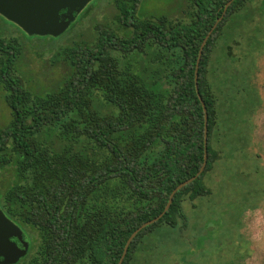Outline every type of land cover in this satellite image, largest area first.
Here are the masks:
<instances>
[{
    "label": "trees",
    "instance_id": "obj_1",
    "mask_svg": "<svg viewBox=\"0 0 264 264\" xmlns=\"http://www.w3.org/2000/svg\"><path fill=\"white\" fill-rule=\"evenodd\" d=\"M142 1L114 0L116 28L99 24L93 43L64 47L58 55L68 71L44 93L18 73L23 44L0 34V86L12 114L0 128V209L22 232L35 231V253L24 236L29 248L15 264H119L131 235L200 171L205 112L195 71L223 17L198 72L205 170L138 233L123 264L138 262L149 235L156 243L165 228H186L183 204L211 194L204 176L221 158L211 63L225 26L252 0H235L226 13L230 0H188L187 20L141 18Z\"/></svg>",
    "mask_w": 264,
    "mask_h": 264
},
{
    "label": "rangeland",
    "instance_id": "obj_2",
    "mask_svg": "<svg viewBox=\"0 0 264 264\" xmlns=\"http://www.w3.org/2000/svg\"><path fill=\"white\" fill-rule=\"evenodd\" d=\"M187 7L188 0H143L138 15L185 20ZM116 12L114 0H91L57 35L30 34L0 17V34L23 44L18 73L28 89L44 93L68 71L59 52L73 43H93L99 24L116 28ZM210 81L218 94L219 139L214 147L221 153L204 176L211 194L183 204L186 228H165L156 243L149 244L154 236L149 235L145 244L150 247L135 264H264V0H252L227 23ZM11 118L0 86V128ZM9 175L2 172L1 180L8 182ZM22 229L35 253V231Z\"/></svg>",
    "mask_w": 264,
    "mask_h": 264
},
{
    "label": "water",
    "instance_id": "obj_3",
    "mask_svg": "<svg viewBox=\"0 0 264 264\" xmlns=\"http://www.w3.org/2000/svg\"><path fill=\"white\" fill-rule=\"evenodd\" d=\"M91 0H0V15L8 19L9 21L15 23L24 31L30 34H54L57 35L64 31L70 22L74 20L75 14L82 11L85 6ZM235 0H230L226 6L224 12L228 10L229 6ZM66 10V11H65ZM61 11H65L61 14ZM223 17L219 18L217 23L214 25L213 30L216 29L218 24L221 22ZM212 30V31H213ZM210 32V34L212 33ZM209 34V35H210ZM209 35L205 38L197 61L196 66V87L197 92L200 98V101L203 105L205 112V158L203 166L200 171L188 179L187 181L179 184L177 188L172 192L168 204L162 214H160L155 219L146 222L140 228H138L129 238L124 249V253L119 264H123V261L127 255L129 247L138 235L146 227L159 221L170 209V206L173 202V198L176 193L181 190L186 185L195 181L205 170L208 160V114L199 90H198V72L199 65L203 53L204 46L209 38ZM12 238H16L20 243L21 247L14 241ZM29 244L24 240V235L22 230L14 224L10 219L6 217L3 211L0 209V264H15L20 258L27 254Z\"/></svg>",
    "mask_w": 264,
    "mask_h": 264
}]
</instances>
